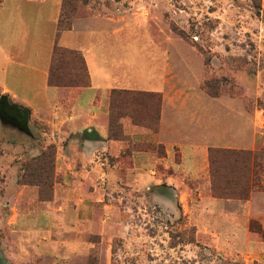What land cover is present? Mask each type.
<instances>
[{
	"label": "rangeland",
	"instance_id": "374dc122",
	"mask_svg": "<svg viewBox=\"0 0 264 264\" xmlns=\"http://www.w3.org/2000/svg\"><path fill=\"white\" fill-rule=\"evenodd\" d=\"M258 2L260 8L255 0H62L61 19L71 24L70 30L95 29L109 38L102 46L109 54L121 55L130 65L135 60L143 73L168 68L174 91H185L188 98L185 109L197 108L198 121L187 119L191 127L208 128V134L220 121L221 143L248 132L258 144L210 147L203 175L186 178L181 188L166 181L139 184L129 170L134 151L165 155L162 144L130 141L126 148L94 150L86 147L93 125L83 123L79 129L84 132L75 133L20 103L30 98L36 105L40 99L29 76L37 65L35 55L44 53L38 43L33 46L38 51L15 56L12 64L32 88L27 91L12 73L8 81L19 100L0 87V102L29 109V116L20 120L0 114V264H264V0ZM15 7L39 19L44 8L52 11L54 2L46 7L9 0L5 9L0 7V18L19 12ZM17 31L11 27V35ZM31 31L39 33L36 25ZM5 34L0 25V37ZM69 49L84 58L81 84H75L74 62L63 59L56 77L64 85H51L67 92L61 105L68 110L75 108V90L91 85L85 54ZM17 51L8 50L10 55ZM159 93L152 104H138L134 110L120 106L146 118L152 109L162 112ZM95 102L106 104L109 138L131 140L123 124L127 117L133 122L130 115L120 119L123 137L110 136L112 91L99 93ZM120 113L124 109L114 116ZM211 148L246 152L252 158L212 165ZM83 153L95 159L84 162ZM158 170L166 173L162 166ZM50 236L62 242L60 253H54L58 246L51 240L49 251L39 246Z\"/></svg>",
	"mask_w": 264,
	"mask_h": 264
},
{
	"label": "crops",
	"instance_id": "0c3cea01",
	"mask_svg": "<svg viewBox=\"0 0 264 264\" xmlns=\"http://www.w3.org/2000/svg\"><path fill=\"white\" fill-rule=\"evenodd\" d=\"M8 1H0V7L5 9ZM20 1L31 4L39 3L48 7L50 0ZM53 2L54 8L52 11L47 8H44L45 11L42 10L43 15L39 17L40 21L34 12L23 14V9L21 8L20 10V7H15L20 10L19 12H13L14 14L6 18H0V25L5 26L6 33L0 37V87L3 88L5 95L9 94L16 100H19L20 97L8 81L11 73L14 76L13 79H16L26 86L27 91L32 88V86H29L25 73L22 70H12V64L16 61L15 56L21 57V54L24 52L33 53L38 50L43 51L44 53L41 56L39 53H36L35 62L37 65L31 66V70L33 71L29 75L31 77L29 78L33 82L35 81L33 85V89L37 93L35 97H40V99L36 105V102L30 98H23V101L20 103L35 110V113L41 117H53L51 122L54 125H69L75 133L83 123H85V126L93 125L92 133L87 134L88 140L90 141H88L86 147H92L94 150L97 148L111 150L114 147L122 149L128 147L130 141L133 143L162 144L165 149V155H160L156 150L134 151L133 167H130L129 170H131V173H134L135 178H137L136 181L139 184H158L166 181L174 188H181L185 184L186 178L193 179L203 175L206 170L210 147L255 148L257 146V137L250 136L248 132L245 134L240 132L233 137L227 135L229 137L224 140L225 142L221 143V139H218L223 132L220 121L214 123L213 130L208 134L206 133V129L208 128L203 127L204 130L202 128L199 130L198 126L191 127L187 123V119L189 118L191 121L195 119L196 122L198 121L197 108L191 112L188 108L185 109V101L188 98L185 97V91L180 93L174 91L171 79H168L170 73L168 68L162 71L149 68L150 70L147 69L143 73L137 67L135 60L131 65L126 64L121 59V55L117 54L113 57V54H109L108 49L102 47L103 45L107 46L109 38H105L103 34L97 32L95 29L87 28L85 31L76 29L64 31L57 40L62 0H53ZM46 11H49L48 14L45 13ZM27 19H29L30 24L27 23ZM44 21L49 22V24H43ZM35 25L39 33L36 31L33 34L31 28ZM13 26L20 31H17V35L14 33L11 35L10 30ZM54 26H56L55 39L52 38ZM87 26H90V24H87ZM37 35L40 37L38 38L39 42L32 40V37ZM14 38H16L15 41H13ZM57 41L59 45L78 49L85 54L91 79V85L89 87L75 90L77 91L78 97L74 102L75 108L70 110L67 109V106L61 105L67 92L49 84L53 51ZM27 43L32 44L27 45ZM38 43L41 44V47L37 50L33 46ZM116 43L120 44L117 40ZM8 50L12 54L18 50V55L17 52H15V55H10ZM18 64L20 67L23 65V63ZM114 88L161 92L164 101L160 129L154 131L135 125L127 117L123 119L124 130L130 136L131 140L110 139L107 125L109 112L104 110L106 108L105 103H96L95 99L99 93H108ZM14 106L21 111L20 107H17V105ZM21 112H23L24 117L29 116V112L25 113V110ZM202 125H204V122ZM79 131L84 132L83 129H79ZM199 131H202V134H199ZM91 140H96V142H91ZM177 153H179V161L176 160ZM93 156L94 154L88 155L83 153L82 161L87 162L92 158L95 159ZM159 166H162L166 173L159 171ZM67 219L65 218L64 221H67ZM37 234L40 235V233ZM49 240L58 246V251L51 252L60 253L62 242L53 239L51 236L46 241H43L44 243H40L39 246H41V249L49 251L46 249Z\"/></svg>",
	"mask_w": 264,
	"mask_h": 264
},
{
	"label": "trees",
	"instance_id": "16d2710c",
	"mask_svg": "<svg viewBox=\"0 0 264 264\" xmlns=\"http://www.w3.org/2000/svg\"><path fill=\"white\" fill-rule=\"evenodd\" d=\"M256 8H260L261 4L258 2V0H255L254 3ZM62 16L59 19L58 23V32H57V40L62 32L68 31L71 29V24H63ZM69 60L71 62H74L75 64V72H76V85L81 84V79L83 77L82 73L84 71L85 67V61L84 58L79 54L76 50L69 49L67 47H62L57 43L55 44L54 51H53V59L52 64L50 68V74H49V84L50 85H64L56 77V71L59 68L58 64L63 60ZM159 92L157 91H136V90H126V89H117L114 88L112 90V108L113 112L111 114V128H110V136L112 137H123V125L120 119L122 117H125L126 115H130L133 119V122L136 125L146 127L152 130H158L160 121H161V109L156 108V110L152 109L151 113L149 112L146 114L147 117H136L130 113L126 108L120 105H128L129 107L133 108V110L136 108L138 104H152L153 102H156L157 96H159ZM19 107V106H17ZM119 109H124L125 113H120L117 117H115L116 111H119ZM29 109L25 108V113H28ZM115 129L118 130V132H115ZM122 132V135H121ZM120 133V134H119ZM240 157L244 158L245 160H248L249 158H252L251 155L246 154V152H238L233 149H222V148H211L210 149V159L212 165L216 163L217 160H231L233 162H236L240 159ZM213 177L215 178L218 175V170L213 167L212 170Z\"/></svg>",
	"mask_w": 264,
	"mask_h": 264
},
{
	"label": "flooded vegetation",
	"instance_id": "af4514ba",
	"mask_svg": "<svg viewBox=\"0 0 264 264\" xmlns=\"http://www.w3.org/2000/svg\"><path fill=\"white\" fill-rule=\"evenodd\" d=\"M0 109H2L3 111H7L10 115L19 120L24 117L23 112H21L11 103L5 102L4 100L0 102Z\"/></svg>",
	"mask_w": 264,
	"mask_h": 264
},
{
	"label": "water",
	"instance_id": "95a60500",
	"mask_svg": "<svg viewBox=\"0 0 264 264\" xmlns=\"http://www.w3.org/2000/svg\"><path fill=\"white\" fill-rule=\"evenodd\" d=\"M0 114H1V117H8V118H10V119H15V120H17L15 117H13L12 115H10L7 111H2V110L0 109Z\"/></svg>",
	"mask_w": 264,
	"mask_h": 264
}]
</instances>
